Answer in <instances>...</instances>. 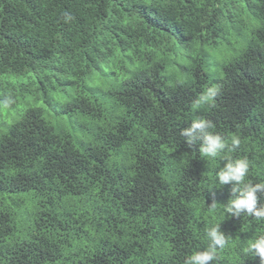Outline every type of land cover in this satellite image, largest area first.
<instances>
[{"label":"trees","instance_id":"obj_1","mask_svg":"<svg viewBox=\"0 0 264 264\" xmlns=\"http://www.w3.org/2000/svg\"><path fill=\"white\" fill-rule=\"evenodd\" d=\"M197 116L240 145L189 148ZM225 155L264 182V0H0V264H183L217 223L211 264H260Z\"/></svg>","mask_w":264,"mask_h":264},{"label":"clouds","instance_id":"obj_2","mask_svg":"<svg viewBox=\"0 0 264 264\" xmlns=\"http://www.w3.org/2000/svg\"><path fill=\"white\" fill-rule=\"evenodd\" d=\"M70 19V17H66ZM221 92V85L215 84L207 87L195 100L192 107L194 110L202 106L213 107L215 100ZM214 124L211 120L197 116L192 119L190 125L183 128L180 135L183 136L186 145L191 148L199 144V152L203 157L216 158L224 153L237 148L241 141L239 136L233 135L229 141L219 133L211 131ZM224 164L216 172L220 185L232 184L231 197L227 200L225 211L233 217L247 214L264 220V205L259 203L258 193H264V182H246L249 173L250 162L247 158H233L225 155L222 157ZM212 207H216L213 202ZM209 243L202 251H194L186 255L183 264H211L218 254V249H223L227 243L225 234L220 230V223L214 224L207 230ZM252 257H259L260 264H264V234H258L250 238L244 250Z\"/></svg>","mask_w":264,"mask_h":264}]
</instances>
